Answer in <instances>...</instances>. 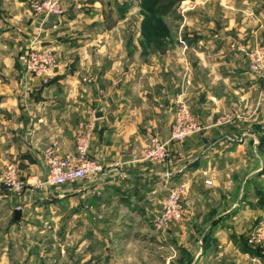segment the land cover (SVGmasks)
<instances>
[{
	"label": "crops",
	"instance_id": "1",
	"mask_svg": "<svg viewBox=\"0 0 264 264\" xmlns=\"http://www.w3.org/2000/svg\"><path fill=\"white\" fill-rule=\"evenodd\" d=\"M211 1L216 0H207ZM26 2L0 0V179L6 164L20 167L25 175L32 173L43 178L47 171L44 149L56 144L61 154L73 153L80 128L92 124L91 155L106 166V173L95 182L84 180L64 185L56 198L68 207H77L85 220L100 219L104 208L117 205L123 209L119 211L130 208L132 214L142 217L144 209L152 207L154 195L166 188L170 178L180 181L228 157L231 148L225 143L229 139L224 135L215 138L213 134V141H206L210 146L200 158L182 168L186 169L182 173L144 159L143 151L152 133L162 140L168 138L174 122L172 104L183 94L189 95L192 109L200 112L197 116L205 126L203 134L221 132L230 126L218 121L228 107L238 118L245 115L243 111L250 105L254 107L249 112L251 117L257 116L264 106L263 83L248 71L247 58L238 50L248 41L243 36L249 37L253 46L258 43L256 33L253 34L256 27L247 28L246 20L240 19L239 11L251 8H235L221 0L218 11L208 12L207 33L197 39L175 40L171 50L159 44L162 49L151 52L154 57L139 64L136 49L130 54L123 51L126 56L119 55L112 40H102L100 32L91 31L96 26L91 22L100 15L101 3L82 0L92 4V15L84 14L78 35L70 36L64 43V55L58 57L50 81L44 84L26 75L16 60V52L22 47L20 40L23 35L28 37L30 29ZM22 15L27 18L23 20ZM73 20L70 18L65 24L68 33L75 29L71 26ZM232 34L239 37L232 38ZM132 43L134 48L138 47V42ZM148 43L146 47L150 48ZM160 43L167 44L164 38ZM188 60H195L197 68L185 66ZM136 64L141 66L140 70ZM88 76L94 79L92 83L84 81ZM171 92L175 101L170 99ZM101 108H106L104 116L95 119L94 112ZM32 189L35 188L14 195L0 183V224L18 223V209L22 211L20 219L24 217L22 202L27 193L38 192Z\"/></svg>",
	"mask_w": 264,
	"mask_h": 264
},
{
	"label": "rangeland",
	"instance_id": "2",
	"mask_svg": "<svg viewBox=\"0 0 264 264\" xmlns=\"http://www.w3.org/2000/svg\"><path fill=\"white\" fill-rule=\"evenodd\" d=\"M99 1L100 15L94 22L90 21L96 24L91 31L100 32L102 40H112L117 45L119 55L126 56L123 51H130V54L136 49L134 53L139 64L152 59L154 54L151 52L162 49L159 44L163 49L171 50L175 40L197 39L198 35L207 33L208 12H216L221 6L218 3L221 0H197L199 3L196 0H170L172 9L165 15H158L152 7L155 0ZM225 1L235 8H251L240 10V19L241 22L246 20L247 28L256 27L253 28V34L256 33L258 39L256 45L262 42L264 0ZM34 2H26L30 29L28 37L23 35L24 39L20 40V51L16 52L17 63L20 61L25 74L26 54L31 42L41 33V19L33 10ZM91 10L92 4L68 0L63 4V12L47 22L46 30L40 35L43 42H51V46L46 48L56 56V66L58 57L64 55V43L70 36L78 35V26L83 22L84 14L89 13L91 16ZM24 16H21L23 20L27 18ZM70 18H74L71 21V26H75L72 33H68L65 25ZM158 36L163 37L167 44L151 43L150 48H147L148 38L157 39ZM236 36L232 34V38L239 37ZM243 38L250 39L247 36ZM248 41L243 46L253 48ZM132 42H138V47L134 48ZM155 57L156 62L158 57ZM245 57L248 62V57ZM187 62L185 66L190 69L197 68L195 60ZM137 68L140 70L141 66L137 65ZM202 69L198 68L199 71ZM139 73L142 75L141 71ZM85 79L94 81L89 76ZM101 91L104 92V89ZM261 93L264 105V88ZM188 100L189 95L183 94L174 105L170 103L174 120L178 104L182 102L197 122L202 124L197 116L200 112L193 110L192 101ZM250 109L254 107H246L243 111L245 115L237 118L238 115L235 117L236 114L228 107L218 120L220 124H230L228 128L217 133L203 134L202 131L190 135L184 141L171 142L168 151L176 160L168 166L175 171L181 170V173L186 170L182 168L200 158L210 146V142L206 141L210 139L212 142L213 134L215 138L227 136L229 143L226 142L225 146L230 145L231 153L226 159L213 166L208 165L209 168L207 166L198 174L188 175L180 181L170 178L166 188L156 193L155 199L150 201L152 207L142 210V217L132 214L130 208H126L125 212L119 211L123 209L117 205L104 208L100 219L90 217L85 220L77 207H68L62 199H56L64 185H48L36 189L38 192H28L27 199L22 202L26 212L24 217L18 219V223L11 224L8 221L0 224V264H264V135L261 134L264 132V106L254 117L250 116ZM154 136L159 137L152 133L149 140ZM239 142L241 147L238 146ZM261 167L262 170L257 172ZM16 168L22 182L32 176V173L25 175L20 167ZM4 169L5 166L3 175ZM2 178L0 183L4 184ZM173 190L182 192L179 200L182 216L159 226L157 219L163 212L165 199ZM23 191L11 192L21 195Z\"/></svg>",
	"mask_w": 264,
	"mask_h": 264
},
{
	"label": "built area",
	"instance_id": "3",
	"mask_svg": "<svg viewBox=\"0 0 264 264\" xmlns=\"http://www.w3.org/2000/svg\"><path fill=\"white\" fill-rule=\"evenodd\" d=\"M66 1L68 0H35L33 10L41 19L39 26L41 33L46 30L47 22L63 12V4ZM41 33L31 42L24 64L26 74L39 77L44 84H47L57 60L53 51L43 47ZM238 50L248 57L249 71L262 80L264 87V40L253 48L240 46ZM84 81L92 82L85 78ZM103 102L108 104L105 97ZM204 129L205 126L197 122L189 108L181 102L178 104L176 117L168 138L165 140L156 136L150 138L149 143L144 148L143 157L152 163L172 165L176 158L170 156L169 144L184 141L190 135L200 133ZM92 131V124L80 128L73 153L61 154L56 144L47 146L43 151L47 168L43 178L31 176L26 182H22L19 179L16 166L13 164L6 165L3 175L5 186L13 192L20 193L26 187L40 189L48 185L63 186L84 180L91 182L100 180L105 175L107 168L100 160L91 155ZM181 193L180 190H173L165 199L163 212L157 219L159 226L182 216V207L179 202Z\"/></svg>",
	"mask_w": 264,
	"mask_h": 264
},
{
	"label": "trees",
	"instance_id": "4",
	"mask_svg": "<svg viewBox=\"0 0 264 264\" xmlns=\"http://www.w3.org/2000/svg\"><path fill=\"white\" fill-rule=\"evenodd\" d=\"M173 4L170 3V0H155L152 4L153 9L156 10V13L159 15H165L167 14L171 9H172ZM159 7V8H158ZM156 29V28H154ZM160 29V28H159ZM158 35H161V30L159 31ZM157 39L153 38L150 39L148 38V41L152 44L157 45L160 43V40L163 39V37H159Z\"/></svg>",
	"mask_w": 264,
	"mask_h": 264
},
{
	"label": "water",
	"instance_id": "5",
	"mask_svg": "<svg viewBox=\"0 0 264 264\" xmlns=\"http://www.w3.org/2000/svg\"><path fill=\"white\" fill-rule=\"evenodd\" d=\"M42 45L45 46V47L51 46V42H43ZM170 99L173 100V101H175V96H174V93L173 92H171ZM105 111H106V108H101V109L95 111L94 112L95 119L102 118L104 116V114H105ZM21 213H22L21 210H19V209L16 210V212H15V218L16 219H20Z\"/></svg>",
	"mask_w": 264,
	"mask_h": 264
}]
</instances>
